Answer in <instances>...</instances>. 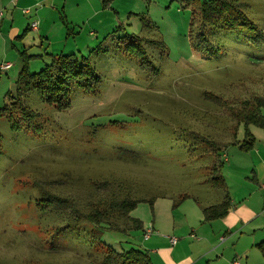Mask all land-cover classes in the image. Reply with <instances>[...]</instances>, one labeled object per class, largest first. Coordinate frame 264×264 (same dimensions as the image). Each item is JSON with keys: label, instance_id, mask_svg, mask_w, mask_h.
Here are the masks:
<instances>
[{"label": "rangeland", "instance_id": "374dc122", "mask_svg": "<svg viewBox=\"0 0 264 264\" xmlns=\"http://www.w3.org/2000/svg\"><path fill=\"white\" fill-rule=\"evenodd\" d=\"M239 1L261 33L258 43L220 25H204L213 46L209 54L193 49L191 9L178 0L142 1L140 14L129 18L126 12L112 34L74 27L62 41L55 32L52 46L32 35L26 51L33 56L31 73L71 54L89 60L101 82L92 94L73 87L72 106L65 111L30 89L21 102L36 116L0 119V264H99L106 246L118 252L142 247V233L131 228V220H111L121 231L100 228L74 218L73 203L90 214L106 210L112 197L119 202L130 195L138 203L129 218L147 226L156 203L176 211L177 220L188 214L198 224L195 213L183 212V194L197 198L199 207L222 201L224 192L209 182L215 159L209 149L216 144L222 150L223 168L230 152L236 161L237 145L222 144L232 141L236 127L237 141H244L245 127L208 96H264V0ZM132 40L141 45L133 48L136 53L126 52ZM11 77L1 73L0 108L18 98L17 87L7 90ZM240 154L248 161L249 153ZM103 183L111 190L93 187ZM49 195L63 204L50 202ZM237 241L232 236L218 242L227 247L225 262L228 256L240 264L262 262L256 250L243 256L247 243Z\"/></svg>", "mask_w": 264, "mask_h": 264}, {"label": "crops", "instance_id": "0c3cea01", "mask_svg": "<svg viewBox=\"0 0 264 264\" xmlns=\"http://www.w3.org/2000/svg\"><path fill=\"white\" fill-rule=\"evenodd\" d=\"M142 1L0 0V63L11 64L7 71L0 72V76L5 73L12 76L11 80H15L9 81L7 90L16 89V78L22 68V63H18V60H21L20 53L27 51L32 35L42 41L49 40L48 43L52 46L55 43V34L57 33L59 41H62L66 38L69 28L72 29L71 34H74V27L89 29L90 35L94 32L110 34L116 31L115 22L120 21L126 12H129V18L132 14H140L137 9L143 5ZM167 4L163 6L170 8L171 5L169 7ZM24 10H28V13L25 14ZM145 12H149L148 7L143 11ZM33 22H38L36 31L31 27ZM14 53L19 57H12ZM250 132L255 138L251 151L244 152L237 146L239 152H236V161L234 152H230L229 159L225 154L228 163L222 169V175L232 202V208L225 217L210 222L204 221L205 207L195 206L199 203L197 198L187 194H183L188 196L183 200V212L195 213L201 219L199 225L187 218L188 214L177 220L176 211L164 210L161 204H154V221L147 226L143 224L141 231V248L147 251L153 264H221L227 247L220 244L232 236L237 238L238 243L242 240L247 243V247L241 252L247 259L254 250L261 254L257 246L264 242V131L251 128ZM243 152L249 153L246 162V156L240 154ZM148 230L152 232L149 238L145 239L144 235ZM170 238H175L176 244H171ZM251 245L252 249H248ZM261 256L262 262L254 258L253 262L248 259L246 264H264V256ZM220 257L222 259L219 260ZM236 259L238 258L228 256L224 264H232Z\"/></svg>", "mask_w": 264, "mask_h": 264}, {"label": "trees", "instance_id": "16d2710c", "mask_svg": "<svg viewBox=\"0 0 264 264\" xmlns=\"http://www.w3.org/2000/svg\"><path fill=\"white\" fill-rule=\"evenodd\" d=\"M179 3L184 4L187 8L191 9V22L189 36L191 44L194 50L200 51L203 54H209V49L213 50L212 44L203 33L204 25H216L222 27L225 30L232 31L243 35L248 38L252 44H257V40L261 35L257 26L250 21L244 12L245 5L239 0H178ZM143 20V16H139ZM65 22V20H64ZM67 29L68 24L65 23ZM197 26V29L195 27ZM72 33V29L69 28L67 35ZM134 39V38H133ZM136 39V38H135ZM137 39H139L137 37ZM140 41V39H139ZM139 41H131L126 44V52L136 53V49L141 46ZM137 42V43H134ZM143 50V49H142ZM139 53H143L140 51ZM21 72L16 80L17 97L16 99H10V104L0 108V119L3 117L12 118L17 116L19 118H26L30 120L36 116V114L29 108L23 106L21 97L30 89L42 94L45 101L50 106H53L59 111L68 110L72 106L71 102V89L77 87L84 93L92 94L96 87L100 84L101 78L96 73L95 69L89 65V60L78 61L75 55H59L53 58L50 65L44 67L37 73H31L29 69V60L33 56L27 55L26 51L21 52ZM1 72V70H0ZM237 90V89H236ZM228 92V91H227ZM10 95V93H8ZM231 95L230 97L220 96H208L217 103V105L225 109L230 116L236 121V123L244 124L245 132L244 141L240 142L236 139V131L233 133L232 141L222 144L225 148L228 145H237L244 152H249L253 149L255 144V138L250 132V126H255L264 131V96L250 95L243 96ZM13 129L17 130V125H13ZM216 144L209 150L214 155V162L211 166L209 173V182L214 188L220 189L224 192L223 200L216 205L203 208L204 221L210 222L213 220L221 219L225 217L232 208V202L225 184L224 177L222 175V169L224 162L219 154L221 149H217ZM120 187L122 185H119ZM93 187L96 190L107 189L111 190L112 186L108 183L98 184ZM126 195L127 192H126ZM123 201L116 202L115 197L109 201L111 204L106 210L94 208L95 211L81 214L79 210L74 206L72 207V213L77 220H83L84 218L96 226L102 228L103 224H106L105 229L121 231L119 226L116 227L115 221L111 224V220H125L129 222L131 220V228L135 230H143L142 222L138 219H131L128 216V211L132 210L137 201L128 196ZM50 202L54 200L56 205L63 204L60 200L52 196L46 197ZM188 196H183L185 200ZM72 201V200H71ZM74 202V201H73ZM175 206H177L175 204ZM154 209V206H152ZM115 209V210H114ZM116 211H120L121 217L115 216ZM154 213V212H153ZM122 218V219H120ZM257 248L264 256V242L260 243ZM104 257L99 264H153L147 251L141 248L131 247L127 250L118 252L109 246L105 247Z\"/></svg>", "mask_w": 264, "mask_h": 264}, {"label": "built area", "instance_id": "2783aa9c", "mask_svg": "<svg viewBox=\"0 0 264 264\" xmlns=\"http://www.w3.org/2000/svg\"><path fill=\"white\" fill-rule=\"evenodd\" d=\"M23 12L25 14H27L28 13V10H24ZM0 18H1V13H0ZM31 27H32L33 30L36 31L38 29V22H33L31 24ZM10 67H11V64L10 63H0V70H1V72L7 71ZM151 232H152L151 230H148L145 233V235H144L145 239H148L149 238ZM176 241L177 240L175 238H170L171 244H173V245L176 244ZM232 264H239V262L235 260V261H233Z\"/></svg>", "mask_w": 264, "mask_h": 264}]
</instances>
